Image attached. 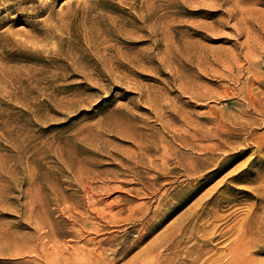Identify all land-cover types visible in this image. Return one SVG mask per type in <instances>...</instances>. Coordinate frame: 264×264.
Segmentation results:
<instances>
[{
	"label": "rangeland",
	"instance_id": "rangeland-1",
	"mask_svg": "<svg viewBox=\"0 0 264 264\" xmlns=\"http://www.w3.org/2000/svg\"><path fill=\"white\" fill-rule=\"evenodd\" d=\"M0 264H264V0H0Z\"/></svg>",
	"mask_w": 264,
	"mask_h": 264
},
{
	"label": "bare ground",
	"instance_id": "bare-ground-1",
	"mask_svg": "<svg viewBox=\"0 0 264 264\" xmlns=\"http://www.w3.org/2000/svg\"><path fill=\"white\" fill-rule=\"evenodd\" d=\"M204 150H205V149H204ZM203 209H204V208H203ZM203 209H202V210H203ZM204 212H205V211H204ZM254 247H255V246H254Z\"/></svg>",
	"mask_w": 264,
	"mask_h": 264
}]
</instances>
